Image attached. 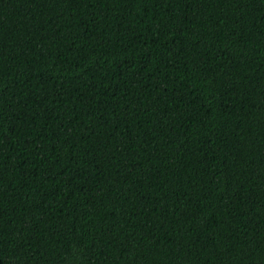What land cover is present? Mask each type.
Wrapping results in <instances>:
<instances>
[{
    "label": "trees",
    "instance_id": "trees-1",
    "mask_svg": "<svg viewBox=\"0 0 264 264\" xmlns=\"http://www.w3.org/2000/svg\"><path fill=\"white\" fill-rule=\"evenodd\" d=\"M0 264H264V0H0Z\"/></svg>",
    "mask_w": 264,
    "mask_h": 264
}]
</instances>
